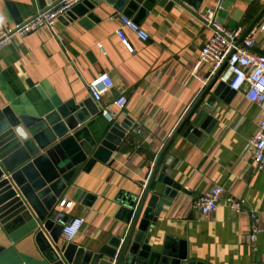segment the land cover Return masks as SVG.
Wrapping results in <instances>:
<instances>
[{"label": "crops", "instance_id": "1", "mask_svg": "<svg viewBox=\"0 0 264 264\" xmlns=\"http://www.w3.org/2000/svg\"><path fill=\"white\" fill-rule=\"evenodd\" d=\"M191 2L196 6L190 0H178L169 9L157 4L141 19L138 12L129 15L150 35L143 41L125 28L133 52L117 34L118 21L111 19L119 10L105 0L94 10L99 21L90 26L64 16L58 19L56 34L43 28L16 37L0 52V109L10 106L17 114L44 116L70 100H88L99 110L86 123L97 139L112 125L101 113L104 108L115 116L114 121L130 118L133 122L112 162L98 161L89 171H80L59 200L66 199L63 206L58 203L60 212L85 218L73 240L78 245L96 248L124 233L126 224L117 217L122 206L117 196L122 191L144 190L159 153L216 74L209 78L212 70L206 64L195 68L212 33L199 14L219 6L216 20L244 32L264 8V0ZM47 4L45 0H0V31L29 20ZM263 24L264 12L248 32L253 33L254 50L259 53H264ZM104 73L110 74L114 86L96 102L88 84ZM218 83L217 78L208 96ZM121 94L128 97L124 109L114 104ZM263 116L262 106L229 88L214 105L216 123L206 139L195 143L182 134L174 139L162 166L172 157L170 176L185 191L172 199V205H165L157 219L153 235L160 243L166 239L184 243L190 259L204 264H264V170L256 168L248 151ZM157 184L155 179L153 186ZM216 185L243 198L244 209L234 213L224 201L210 214L195 209L193 200ZM81 191L97 196L91 206L77 201ZM251 210L260 215L262 225L255 252L249 239ZM0 264L50 263L33 234L9 233L0 223Z\"/></svg>", "mask_w": 264, "mask_h": 264}, {"label": "water", "instance_id": "2", "mask_svg": "<svg viewBox=\"0 0 264 264\" xmlns=\"http://www.w3.org/2000/svg\"><path fill=\"white\" fill-rule=\"evenodd\" d=\"M53 1L57 0H45L47 3ZM105 1L128 16L138 12V19L157 4L169 9L178 2ZM103 2L84 0L65 16L90 26L99 21L94 10ZM190 3L196 6L191 0ZM263 12L264 8L238 43ZM221 70L214 75L159 153L144 190L140 193L122 191L117 196L116 200L122 205L117 217L126 224L124 233L112 236L96 248L81 246L74 241H60V234L72 217L60 212L57 206L80 171H89L98 161L112 162L113 153L133 125L132 120L112 122L108 132L97 139L86 123L99 110L88 100L80 103L70 100L44 116L17 114L10 106L0 109V223L4 229L9 233L21 230L33 234L50 264H204L190 259L184 243L173 244L168 239L160 243L153 233L163 207L172 205V199L185 191L183 185L170 176L172 157L164 166L162 160L179 134L196 143L206 139L213 130L216 123L214 105L229 89L219 81L208 96ZM155 179L162 186H153ZM96 198L94 194L81 191L77 201L91 206Z\"/></svg>", "mask_w": 264, "mask_h": 264}, {"label": "built area", "instance_id": "3", "mask_svg": "<svg viewBox=\"0 0 264 264\" xmlns=\"http://www.w3.org/2000/svg\"><path fill=\"white\" fill-rule=\"evenodd\" d=\"M84 0H57L48 3L40 9L32 18L25 22L12 24L0 31V52L9 46L16 37H24L32 32L47 28L54 34L58 19L65 16L76 4ZM219 6L208 7L199 14L203 23L211 29L210 37L205 41L196 60L195 68L202 64L209 65L212 73L209 78L222 68L218 80L224 82L232 91H241L245 99L250 103H256L264 109V53L254 50L255 38L253 33H248L240 43L239 39L243 34L242 28L230 29L216 20V13ZM111 19L117 20L120 28L117 31L122 44L130 51L134 47L125 33V28L131 30L143 41L150 38L148 31L138 24L132 17L123 12L116 11ZM264 30V24L261 26ZM106 53L103 44L98 45ZM208 78V79H209ZM114 81L110 74L104 73L88 84L91 97L100 102L104 92L111 90ZM115 106L124 109L128 104V97L119 95L114 100ZM101 113L113 122L115 116L106 108ZM252 160L258 170H264V116L258 122L256 130L250 139L248 149ZM225 202L234 213L244 209L245 200L239 196L227 193L223 185H216L205 191L193 200V207L202 215L214 212L221 202ZM66 199L59 202L63 206ZM59 207V206H57ZM251 230L249 239L252 251L257 250V239L262 232L261 217L254 210L250 211ZM85 218L74 217L66 224L60 234L61 242H71L79 234Z\"/></svg>", "mask_w": 264, "mask_h": 264}]
</instances>
